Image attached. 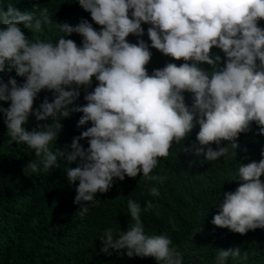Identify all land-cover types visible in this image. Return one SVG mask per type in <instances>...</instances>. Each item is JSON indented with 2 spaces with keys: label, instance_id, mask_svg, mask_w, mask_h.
I'll list each match as a JSON object with an SVG mask.
<instances>
[{
  "label": "clouds",
  "instance_id": "1",
  "mask_svg": "<svg viewBox=\"0 0 264 264\" xmlns=\"http://www.w3.org/2000/svg\"><path fill=\"white\" fill-rule=\"evenodd\" d=\"M77 2L102 27L95 30L87 19L75 26L57 23L66 36L55 42L31 40L22 31L39 32L42 25H50L47 7L21 11L9 2L7 11L0 8V72L14 69L24 77L19 84L13 77L7 83L0 81V101L9 102L0 113L10 142L32 149L41 171L56 167L58 156L67 164L78 161L64 172L69 184L78 181L74 203L88 202L81 214L96 204L97 192L112 187L114 178L124 180L125 175L136 177L139 172L144 179L163 181L165 177L149 175L157 158L167 156L172 142L184 140L197 125L196 141L186 150L207 161L227 158L230 150L236 155V138L249 130L251 122L264 135V28L258 26L264 20V0ZM142 22L150 25V46L140 38L145 31ZM72 33L82 37L79 46L68 38ZM129 34L137 37L136 43L126 39ZM213 46L224 53L223 66L221 56L210 53ZM150 47L184 62L166 63L149 74L145 65L152 55ZM92 77L98 83L85 91L86 103L74 106L80 87L90 86ZM43 89L52 92L51 102L45 97L33 108ZM184 92L191 93L190 106ZM72 110L82 113L78 127L88 122L91 126L73 136L67 145L71 151H50L49 142L56 140L61 119ZM30 115L50 123L27 131L22 125ZM85 138L86 148L79 142ZM222 140L227 142L223 146ZM25 167L35 173L38 163L31 160ZM262 174L264 147L259 161L239 163L231 179L239 183L222 194L210 223L240 234L264 228ZM148 191L159 194L156 187ZM151 207L145 201L144 210ZM127 210L133 222L115 236L112 228L104 229L100 251L153 257L157 264H181V254L170 247L168 236L145 233L141 205L128 199ZM239 255V247L218 249L215 262L225 264L227 257Z\"/></svg>",
  "mask_w": 264,
  "mask_h": 264
},
{
  "label": "trees",
  "instance_id": "2",
  "mask_svg": "<svg viewBox=\"0 0 264 264\" xmlns=\"http://www.w3.org/2000/svg\"><path fill=\"white\" fill-rule=\"evenodd\" d=\"M9 2L21 11L38 12L43 7L48 8L50 25H42L39 32L22 28L31 40L55 42L59 36H66L56 27L57 23L66 22L75 26L81 19H87L95 30L102 27L91 20L90 12L84 10L77 0H0V8L7 11ZM258 26L264 28V20H259ZM141 27L145 31L140 38L150 46L147 36L150 25L142 22ZM68 38L78 46L82 39L77 33L70 34ZM126 39L131 43L137 41L132 34ZM149 50L152 55L145 65L149 74L166 63L179 65L184 62L155 48L150 47ZM210 53L220 55V66H223L225 57L222 50L213 46ZM201 66L211 70L207 63ZM9 77L15 78L18 84L24 80V77L16 75L14 69L0 72V81L7 83ZM97 83L92 77L90 86H81L80 95L73 105L85 104V91L90 92ZM183 94L185 103L190 106L191 93ZM45 97L51 102L52 92L41 90L34 99L33 108H38ZM8 104V101H0V107L7 108ZM81 115L72 110L61 119L62 128L56 140L54 138L49 142L50 151H71L67 145L73 136H79L91 126V122L77 126ZM46 123L50 121H37L30 115L22 126L32 131L39 130L38 126ZM198 130L197 125L184 140L172 142L167 156L157 158V165L149 175L165 177L163 181L144 179L139 172L136 177L125 175L124 180L114 178L112 187L104 193L97 192L96 204L81 214V207L88 202L74 203L78 181L69 184L64 172L67 167H76L78 161L67 164L58 156L56 167L41 171L39 158L32 149L23 143L10 142L3 113H0V264H157L153 257H128L111 249L110 255L100 251V237L104 229L112 228L115 236L120 231H126L133 222L127 210L128 199L141 205L140 216L145 233L168 236L170 247L181 254V264H216L218 249L232 247H239L240 255L227 257L225 264H264V228L240 234L210 223L213 214L218 211L215 205L222 194L234 190L239 183L238 180H231L239 163L259 161L264 135H260L258 126L251 122L249 130L236 138V155L230 150L227 158L222 156L216 161H207L202 155L197 157L186 150L196 141L194 132ZM79 142L87 147V138ZM226 143L222 140L221 146ZM211 146L214 149L217 147L214 143ZM31 160L38 163L35 173L25 167ZM260 179L264 181V174ZM151 187L157 188V196L149 194ZM145 201L152 204L146 211Z\"/></svg>",
  "mask_w": 264,
  "mask_h": 264
}]
</instances>
